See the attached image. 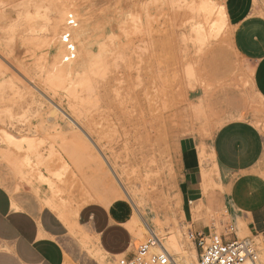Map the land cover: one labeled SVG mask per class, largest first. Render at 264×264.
<instances>
[{"label":"rangeland","instance_id":"rangeland-1","mask_svg":"<svg viewBox=\"0 0 264 264\" xmlns=\"http://www.w3.org/2000/svg\"><path fill=\"white\" fill-rule=\"evenodd\" d=\"M199 1L192 0V6L187 0H43L45 11L39 13L25 9L24 0H0L5 2L0 4L1 69L8 67L7 74L24 88L23 102L16 106L21 113L19 121L15 119L19 126L8 129L17 136H30L36 144L33 150L10 147L20 159L31 158V164H24L27 173L0 158V181L12 195L33 209L47 207L31 180L44 174L61 186L55 198L69 213L90 190L92 176L93 189L105 196L104 166L105 181L116 184L118 179L132 217L143 227L135 228L131 220L128 223L138 245L153 233L165 240L180 232L189 252L194 247L199 251V237L192 234L193 225L184 214L180 140L196 137L208 165L212 156L204 141L221 125L246 119L264 133V73L260 75L235 49L230 24L216 32L213 21L218 14L208 18ZM212 1L218 6L221 0ZM254 5L264 16V0H254ZM65 10L74 11L76 24H69L70 11ZM30 16L35 18L30 21L33 24L28 21ZM198 25L203 32L197 31ZM69 44L74 47L73 58ZM12 49L13 54L9 53ZM82 66L86 71L74 77V69ZM73 86L78 89L71 94ZM0 146L9 147L3 138ZM7 167L15 175H8ZM216 168L205 167L208 175L202 176V187L206 196L216 188L221 193L228 190L221 185ZM130 196L135 203L137 197L142 199L139 210L152 231L143 225ZM192 208L201 212L205 203L195 202ZM206 215L208 220L215 219L211 233L251 242L264 264V235H252L239 212L220 205L215 211L208 209ZM158 219L161 228L156 230L153 224ZM240 223L246 227L239 228ZM90 246L83 240L88 264H98ZM103 257L105 264H118L122 255Z\"/></svg>","mask_w":264,"mask_h":264},{"label":"crops","instance_id":"crops-1","mask_svg":"<svg viewBox=\"0 0 264 264\" xmlns=\"http://www.w3.org/2000/svg\"><path fill=\"white\" fill-rule=\"evenodd\" d=\"M223 1L235 49L262 75L264 16L258 13L254 0ZM201 144L196 137L189 136L182 138L178 146L184 214L193 225L192 234L199 237L211 233L215 219H206L208 209L215 211L226 205L244 217L252 235H264V133L246 119H233L221 125L212 139L204 141L212 156L208 165L201 157ZM214 166L221 185H227L228 190L221 193L216 188L206 196L202 188L203 169L212 170ZM7 169L8 175H15ZM102 169L105 196L93 189L92 176L91 188L83 201L65 215L47 203L52 197L48 187L37 190L47 207L33 209L22 204L0 181V264H88L89 253L83 240L93 246L98 264H105V259L97 254L100 250L104 257L131 255L137 239L128 224L133 218L130 205L118 179L116 184L106 182L107 170L104 166ZM67 188L70 196V181ZM103 198L107 201L102 202ZM201 200L205 208L201 212L193 210V203ZM199 214L201 217H197Z\"/></svg>","mask_w":264,"mask_h":264},{"label":"bare ground","instance_id":"bare-ground-1","mask_svg":"<svg viewBox=\"0 0 264 264\" xmlns=\"http://www.w3.org/2000/svg\"><path fill=\"white\" fill-rule=\"evenodd\" d=\"M47 2H48V0H47ZM185 2V1H184ZM187 2L188 3H190L192 6H193V3H192V0H187ZM5 3V2H4ZM4 3H0L1 5L2 4H4ZM20 3V2H19ZM43 4H44V2H43V0H24V2H22L21 3V5H23V7L25 8V9H27L28 11H32V10H37L39 13H41L42 11H45V8H44V6H43ZM0 5V6H1ZM50 5V4H49ZM2 6H4V5H2ZM1 6V7H2ZM6 6V5H5ZM197 6V5H196ZM202 7L206 12H208L207 14H208V18H210V17H213V15H214V13L216 12L217 14H218V16L217 17H215V19H214V21H213V27H214V29H216L215 31L216 32H218V31H220L221 30V28L223 27V25H225V24H227L228 23V15H227V11H226V6H225V3H224V1L223 0H221L220 1V3H219V5L217 6V5H215L214 4V2L212 1V0H201V1H199V7ZM0 7V8H1ZM9 7V6H8ZM50 7H51V5H50ZM198 7V8H199ZM201 7H200V9H201ZM11 8V7H10ZM20 8V7H19ZM24 8H21V9H24ZM67 8V7H66ZM193 8V7H192ZM14 9V8H13ZM13 9H12V11H13ZM20 9V10H21ZM68 9V8H67ZM11 10V9H10ZM17 10V9H16ZM196 10V9H195ZM19 11V10H18ZM23 11V10H22ZM66 11H70V10H65V12H63V13H66ZM192 11H193V9H192ZM2 12H3V10H2ZM14 12H15V10H14ZM71 12L72 11H70L69 13L71 14ZM74 12V11H73ZM73 12H72V15H73ZM4 13V12H3ZM3 13H1V14H3ZM7 13H9L8 12V10H7ZM22 13V12H21ZM23 13H24V16H25V11H23ZM27 14L29 13V12H26ZM33 13H34V11H33ZM62 13V14H63ZM68 13V12H67ZM68 13V14H69ZM76 13V12H75ZM204 13V12H203ZM12 14H14V13H12ZM17 14V13H16ZM18 14H19V12H18ZM45 14V13H44ZM48 14V11H47V13H46V15ZM61 14V15H62ZM69 14V15H70ZM77 14V13H76ZM5 15V14H4ZM10 15V14H9ZM8 14L6 15L7 16V18H8V16H9ZM22 15V14H21ZM29 15V14H28ZM46 15H43V16H46ZM15 16V15H14ZM49 16V15H48ZM75 16V15H74ZM13 17V16H12ZM11 17V18H12ZM27 17H29V16H27ZM31 17V16H30ZM68 17V16H67ZM76 17V16H75ZM3 18H5V17H3ZM6 18V19H7ZM25 18V17H24ZM66 18V17H65ZM204 18V17H203ZM9 19V18H8ZM20 19H22V17L20 18ZM27 19V18H26ZM35 21V18H33V17H31L30 18V20L28 19V21L30 22V21H33V20ZM46 18L44 17V20H45ZM13 20V19H12ZM23 20V19H22ZM68 20V19H67ZM5 21V23H6V20L4 19L3 20V22ZM10 21V20H9ZM19 21V20H18ZM65 21V20H64ZM3 22H2V25H3ZM8 22V21H7ZM29 22H28V24H29ZM61 22V21H60ZM63 22V21H62ZM69 22V21H68ZM4 23V24H5ZM10 23V22H9ZM30 23H32V22H30ZM36 23H38L37 22V20H36ZM20 24V23H19ZM33 24V23H32ZM39 24V23H38ZM211 24V23H210ZM7 25V24H6ZM5 25V26H6ZM8 25H10V24H8ZM7 25V26H8ZM30 25V24H29ZM42 25V24H41ZM41 25H39V26H41ZM17 26V25H16ZM37 27V28H40V27ZM42 26H45V25H42ZM206 26V25H205ZM2 27V26H1ZM198 28H197V31L198 32H200V31H202L203 32V30H204V28H203V26H201V25H198L197 26ZM30 28H31V25H30ZM36 27L35 28H33L32 27V29H37ZM194 28V27H193ZM213 29V30H214ZM38 30V29H37ZM193 30V29H192ZM195 30V29H194ZM196 31V32H197ZM193 33H195V32H193ZM12 34V33H11ZM9 34H7L5 37L6 38H8L9 36H8ZM24 35V34H23ZM197 35H199V33H197L195 36H197ZM208 35V34H207ZM3 36V35H2ZM11 36V35H10ZM22 36V35H21ZM46 36V35H45ZM203 38H205V37H203ZM16 39H18V38H16ZM51 39H52V37H51ZM196 39V38H195ZM197 39H199V37H197ZM201 39V38H200ZM199 39V40H200ZM206 40V39H205ZM1 41H3V40H1ZM18 41H20V40H18ZM201 41V40H200ZM202 41H204V39L202 40ZM14 42V41H13ZM5 43V42H4ZM15 44V43H14ZM6 48H7V46H6ZM13 48V47H12ZM9 49H11L10 47H9ZM13 50V49H12ZM3 52V51H2ZM9 53H11V54H13L14 53V50H13V52H9ZM2 55H4V53L2 54ZM9 55V54H8ZM14 55H16V54H14ZM100 57H99V55L97 56V60L99 59ZM14 59H15V57H14ZM18 59V58H17ZM8 60V59H7ZM71 60H69V62H70ZM9 62V61H8ZM14 62V61H13ZM72 62V61H71ZM15 63V62H14ZM18 62H16V64H17ZM12 64V63H11ZM2 66H3V64H1ZM0 65V141H1V138H3L4 140H6V142L8 143V145H9V147H1L0 146V158H2V159H5V160H7L8 162H10V163H12L13 165H14V168L16 167L19 171L21 170V171H23V172H26V170L24 169V164L26 163V164H31L32 163V161H31V158L28 156V157H26L25 159H20L19 158V156L18 155H16V154H14L13 153V150L10 148V147H13V148H16V149H22V148H29V149H35V147H36V144H35V142H34V140H33V138H31L30 136H25V135H23V136H17V135H15L13 132H11V131H9V129H8V127H11V126H13V125H17V126H19L17 123H15V119L18 117V120L17 121H19V116L21 117V113L19 114V112H17V109H16V106H18L19 104H21L22 102H23V95H22V93H23V90H24V88L22 89V88H20L19 86L21 85V83H19V82H17V81H15V82H17V84L19 83L20 85L18 86L14 81H13V79L15 78V76L13 77V75H12V77L10 76V74L8 75L7 74V71L6 70H8L7 68L8 67H6V69L5 68H3V69H1V66ZM16 66V65H15ZM21 66V65H20ZM5 67V66H4ZM16 68H18V67H16ZM15 68V69H16ZM23 68V67H22ZM13 70V69H12ZM20 70H21V68H20ZM24 70V69H23ZM18 71V70H17ZM84 71H86V69H85V67L84 66H82V67H80V68H78V69H74V77L76 76V75H80L81 73H84ZM13 72V71H12ZM15 72V71H14ZM75 72H76V74H75ZM14 74V73H13ZM73 75V74H72ZM193 75V74H192ZM18 76V75H17ZM25 77V76H24ZM20 78V77H19ZM26 78V77H25ZM30 78V77H29ZM54 78V77H53ZM61 79H63V76H61L60 77ZM52 79V78H51ZM50 79V80H51ZM57 79V78H56ZM19 80H21L22 81V79L20 78ZM28 80H30V79H28ZM32 80V79H31ZM30 80V81H31ZM33 81V80H32ZM31 81V82H32ZM49 81V80H48ZM47 81V82H48ZM56 81V80H55ZM23 82V81H22ZM46 82V81H45ZM57 82H58V80H57ZM61 82V81H60ZM48 83H50V82H48ZM25 85H27L26 84V82L24 83ZM32 84H33V82H32ZM30 85V84H29ZM29 85H27V86H29ZM54 86V85H53ZM30 87V86H29ZM78 87V86H77ZM13 91H12V90ZM76 89H78V88H75L74 86L73 87H71V89H70V93L71 94H73V93H75V90ZM82 89V88H81ZM10 90H11V92L12 93H10V94H6V93H4L5 91H9L10 92ZM26 91V90H25ZM80 91V90H79ZM78 92V91H77ZM75 97V96H74ZM51 100V99H50ZM32 102V101H31ZM34 102V101H33ZM32 102V103H33ZM32 105V104H31ZM56 107H58V108H60L59 107V105H57V104H54ZM15 107V108H14ZM32 106H30V108H31ZM18 108V107H17ZM70 108H72V107H70ZM14 109H16V113H18V115H16L15 114V110ZM26 109H27V107H26ZM25 110V109H24ZM18 111H21V110H18ZM23 111V110H22ZM31 111V109L29 110V112ZM24 112V111H23ZM32 112V111H31ZM33 113V112H32ZM24 114V113H23ZM26 114V113H25ZM67 114V113H66ZM27 115V114H26ZM31 115V114H30ZM35 115H36V113H35ZM68 115V114H67ZM17 116V117H16ZM29 116V115H28ZM68 116H70V115H68ZM30 117H32V116H30ZM25 118H27V117H24V119ZM20 119H22V118H20ZM72 119V118H71ZM30 120V119H29ZM32 120V119H31ZM73 120V119H72ZM22 121H23V119H22ZM24 124V123H23ZM2 125V126H1ZM37 127V126H36ZM20 128V127H19ZM217 130V129H216ZM215 130V131H216ZM214 134V133H213ZM213 134H212V137H213ZM22 138V139H21ZM212 139V138H211ZM24 141H26L27 142V144L25 143L24 144ZM5 142V141H4ZM6 144V143H5ZM29 151V150H28ZM27 156V155H26ZM24 157V156H23ZM20 160H22V161H20ZM33 165V164H32ZM27 167V166H26ZM36 167V166H35ZM15 168V169H16ZM31 168V167H30ZM29 169V168H28ZM32 169V168H31ZM217 169V168H216ZM31 172V171H30ZM27 173V172H26ZM37 173H39V172H37ZM59 173V172H58ZM49 174V173H48ZM208 175V172H206L205 171V168L203 169V176H207ZM38 176V175H37ZM58 177V176H57ZM61 177V176H60ZM59 179V178H58ZM33 182H34V180H35V186H36V188H37V190H42L43 189V187L44 186H46V187H48L51 191H52V197H49L46 201H47V203L48 204H50L52 207H54V208H56L59 212H60V214L61 215H65V214H67L66 212H65V208H63V207H61L60 205H59V203L56 201V198H55V196H56V193L57 192H59V191H61L62 190V188H61V186L60 185H58L55 181H53L51 178H49V177H47L46 175H41L40 174V177L37 179V178H34V179H31ZM61 182V181H60ZM203 186V185H202ZM203 188V187H202ZM42 192H44V191H42ZM126 192L128 193V191L126 190ZM204 192V191H203ZM129 194V193H128ZM58 196V195H57ZM44 197V196H43ZM61 197V196H60ZM137 197V196H136ZM130 198H131V200H132V202L134 203V207L136 208V210L138 209L139 210V206H140V203H142V199L141 198H139V197H137V202L135 203L134 201H135V199H133L131 196H130ZM60 202V201H59ZM126 202V201H125ZM131 203V202H130ZM112 205V204H111ZM148 206V205H147ZM146 206V210H147V212H151V210L148 208ZM200 207V206H199ZM64 209V210H63ZM131 209V208H130ZM140 211V210H139ZM140 216V218L142 219V223H143V225L148 229V231L149 230H153L150 226L151 225H149V221H147L148 219H147V217L145 216V214H143L141 211H140V214H139ZM167 216V215H166ZM154 221V220H153ZM131 222H132V224H133V226L135 227V228H140V229H143V227H142V225L136 220V219H134V217L132 218V220H131ZM131 224V223H130ZM241 225H242V227H246V224H243V223H240V224H238V227L240 228L241 227ZM153 226H154V228H156V230L158 229L159 230V228H161V225L159 224V219L158 220H156V222L153 224ZM244 229V228H243ZM161 230V229H160ZM241 231H242V229H240V233H241ZM243 232V231H242ZM153 233V232H152ZM178 233V232H177ZM177 233H172L171 235H169V236H167V238L164 240L163 238V240H164V244H165V246H166V248H168V250L172 253V254H174L175 256H176V258H177V261L179 262V264H199L198 263V251H197V249L194 247V251H193V253H190L189 252V250H188V248H187V246L184 244V241L182 242L181 241V239H180V235H179V233L177 234ZM153 234H156V233H153ZM185 243H186V241H185ZM97 254H100V257L102 258L103 257V255H104V252L103 251H99ZM264 256V255H263ZM104 258V257H103ZM259 262H260V264H262V261H261V259H259ZM263 262H264V259H263ZM248 264H251V263H248Z\"/></svg>","mask_w":264,"mask_h":264},{"label":"built area","instance_id":"built-area-1","mask_svg":"<svg viewBox=\"0 0 264 264\" xmlns=\"http://www.w3.org/2000/svg\"><path fill=\"white\" fill-rule=\"evenodd\" d=\"M69 24L74 25L75 18L68 15ZM68 43V42H67ZM69 56L74 57V47L70 44ZM140 243L135 242L131 255H122L118 264H179L177 258L166 248L157 234ZM199 264H260V252L247 240H229L221 235L210 233L208 237L199 236Z\"/></svg>","mask_w":264,"mask_h":264}]
</instances>
